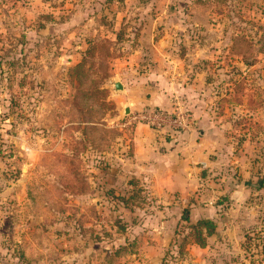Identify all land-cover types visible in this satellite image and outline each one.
<instances>
[{
  "label": "rangeland",
  "instance_id": "374dc122",
  "mask_svg": "<svg viewBox=\"0 0 264 264\" xmlns=\"http://www.w3.org/2000/svg\"><path fill=\"white\" fill-rule=\"evenodd\" d=\"M157 69L158 110L187 123L165 128L206 134L208 165L122 169L137 124L124 83L138 100ZM203 218L216 229L200 246ZM26 252L264 261V0H0V264H31Z\"/></svg>",
  "mask_w": 264,
  "mask_h": 264
},
{
  "label": "crops",
  "instance_id": "0c3cea01",
  "mask_svg": "<svg viewBox=\"0 0 264 264\" xmlns=\"http://www.w3.org/2000/svg\"><path fill=\"white\" fill-rule=\"evenodd\" d=\"M138 82V81H136ZM125 92L129 96V104H134L135 109H142L146 106L158 108L166 104L165 92L158 87V69L152 73H144L139 77L138 88L143 91L138 100L131 97V81L124 83ZM130 109V106H129ZM206 134L199 140L196 137H189L179 133L175 129H157L149 124L138 122L134 126L132 134L133 150L127 156L126 165L123 170H195L191 165L195 161L206 163V156L211 152V142L206 138ZM186 138V142L184 141ZM183 150L181 154L180 151ZM180 159H182L180 161ZM16 187V186H15ZM29 219V218H27ZM33 222V219H32ZM28 235V231H27ZM28 251V250H27ZM27 256L32 254L26 252Z\"/></svg>",
  "mask_w": 264,
  "mask_h": 264
},
{
  "label": "built area",
  "instance_id": "2783aa9c",
  "mask_svg": "<svg viewBox=\"0 0 264 264\" xmlns=\"http://www.w3.org/2000/svg\"><path fill=\"white\" fill-rule=\"evenodd\" d=\"M183 121V117L181 116L172 118L171 116H167L164 112L158 110V108L145 107L142 109H137V111L133 112L126 120L125 124L143 122L154 128L163 129L167 125L166 122H170L175 125L178 123V125L182 127L187 126V123ZM260 264H264V261Z\"/></svg>",
  "mask_w": 264,
  "mask_h": 264
},
{
  "label": "trees",
  "instance_id": "16d2710c",
  "mask_svg": "<svg viewBox=\"0 0 264 264\" xmlns=\"http://www.w3.org/2000/svg\"><path fill=\"white\" fill-rule=\"evenodd\" d=\"M186 218H188L187 215ZM193 228L197 233L194 239L195 243L204 246L206 244V236L211 235L215 231L216 223L212 219L203 218L198 220L197 223L193 225Z\"/></svg>",
  "mask_w": 264,
  "mask_h": 264
},
{
  "label": "water",
  "instance_id": "95a60500",
  "mask_svg": "<svg viewBox=\"0 0 264 264\" xmlns=\"http://www.w3.org/2000/svg\"><path fill=\"white\" fill-rule=\"evenodd\" d=\"M114 84H115V88L117 91H123L124 90V86L122 84V82L118 79V78H115L114 79ZM126 112H129V108L127 107L126 108Z\"/></svg>",
  "mask_w": 264,
  "mask_h": 264
}]
</instances>
